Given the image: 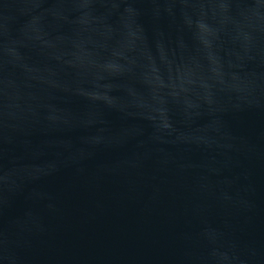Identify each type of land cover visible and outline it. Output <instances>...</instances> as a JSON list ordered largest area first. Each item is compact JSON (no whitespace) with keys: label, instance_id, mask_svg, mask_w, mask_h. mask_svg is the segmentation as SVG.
<instances>
[{"label":"water","instance_id":"1","mask_svg":"<svg viewBox=\"0 0 264 264\" xmlns=\"http://www.w3.org/2000/svg\"><path fill=\"white\" fill-rule=\"evenodd\" d=\"M0 264H264V0H0Z\"/></svg>","mask_w":264,"mask_h":264}]
</instances>
